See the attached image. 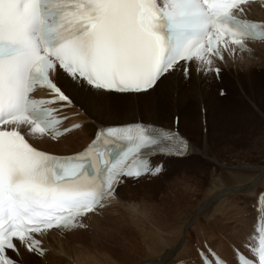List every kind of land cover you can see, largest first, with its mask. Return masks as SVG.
Here are the masks:
<instances>
[{
	"label": "snow or ice",
	"instance_id": "6c2138e0",
	"mask_svg": "<svg viewBox=\"0 0 264 264\" xmlns=\"http://www.w3.org/2000/svg\"><path fill=\"white\" fill-rule=\"evenodd\" d=\"M246 2L0 0V264H19L8 253L19 255L21 248L42 256L37 235L75 227L78 216L94 211L132 176L126 161L141 149L161 145L164 151L161 141L178 144V154L185 147L177 133L122 126L98 130L82 153L57 157L38 150L17 128L50 133L58 121L46 105H71L73 91H147L182 61L188 78V62L219 55L230 38L241 45L246 36H264V24L236 18ZM37 86L50 89L53 99L32 98ZM105 133L111 143L127 142L115 158L104 159L110 152ZM210 255L201 250L203 264H213ZM258 264H264V242Z\"/></svg>",
	"mask_w": 264,
	"mask_h": 264
},
{
	"label": "bare ground",
	"instance_id": "6f19581e",
	"mask_svg": "<svg viewBox=\"0 0 264 264\" xmlns=\"http://www.w3.org/2000/svg\"><path fill=\"white\" fill-rule=\"evenodd\" d=\"M246 9L251 18L264 20L262 3H249ZM248 44L246 51L252 55L261 51L262 48L257 51L258 46H264L259 41ZM240 54L246 57L247 53L230 47L218 58L194 59L188 62V78L184 76L182 61L176 70L166 73L156 86L143 93L73 91L70 99L74 105L69 107L70 113L75 114L72 121L83 124L81 129L60 139L32 133L26 126H20L34 145L57 154L81 150L96 127L107 124L146 122L178 129L189 123L200 131L201 137L190 141L189 152L191 158H197V163L189 172L175 176L166 189H155L158 181L140 182L144 184L136 186L126 183L118 188L117 198L109 207L86 214L75 227L38 234L36 238L42 241L44 249L42 256L21 248L19 255L11 253L14 260L19 264H174L178 261L193 264L192 242L195 247L205 241L211 245L217 243L218 249L226 254L229 251L220 236L241 244L256 214L251 204L256 207L264 190V126L259 130L261 143L254 148L259 152L255 157L249 151L217 147L213 140L219 119L214 112L217 109L219 114L225 112L220 109L225 99L219 86L229 89L222 90L226 95L232 94L242 101L247 97L262 110L254 101L257 96L253 97L254 91L247 90L245 78L238 70ZM208 59L223 67V72L212 68ZM216 69L220 70L218 75ZM224 71L229 73L227 81L224 77L222 81ZM52 76L58 85L63 80ZM113 97L121 98L117 106L110 100ZM182 134L189 139L188 133L182 130ZM209 167L208 183L212 187L204 193ZM106 225L110 227L107 229ZM93 230L97 235L84 236L83 232ZM97 237L99 243H92L90 239Z\"/></svg>",
	"mask_w": 264,
	"mask_h": 264
},
{
	"label": "rangeland",
	"instance_id": "374dc122",
	"mask_svg": "<svg viewBox=\"0 0 264 264\" xmlns=\"http://www.w3.org/2000/svg\"><path fill=\"white\" fill-rule=\"evenodd\" d=\"M263 47L264 46H258L257 47V49H258V50L256 49L257 51H259L261 48L263 49V51H262V49L259 52L256 51L257 54H255V53H254V55H252V53L246 54L247 58L243 54H240L239 59L241 58L240 59L241 64H240V67L238 69L240 71V73L242 74V77L245 78V79L244 78L243 79H244V84L246 85L247 90H249L250 92L254 91L252 93L253 97L257 96L254 99V101L262 109V110L260 109L261 112L259 111V109H257L258 107L256 108V106L252 103V101L249 98L244 97V100L242 101L240 97L234 96L232 94L226 95V91H222V90H224V89L229 90V89L226 86L224 88L219 86L218 88L221 91L220 95H221V97H223L225 99V101H224L225 104H222L220 109L222 111H225V112L219 114L218 109H217V111L214 112V115H216L219 119H218L217 124L214 127V130L216 132L215 133L212 132L213 137H214L213 140L215 141V145L217 147H224V148H227L229 150L235 149V150H239V151H249L251 153V155L254 157L258 156V154H259V152L254 148L260 146L261 142L259 141V138H258L259 137V130H261L264 126V48ZM262 53H263V55L261 56ZM259 54L262 58L261 57L259 58ZM250 59H252V60H250ZM212 65H211L212 68H214V67L220 68V70L223 72V70H222L223 67L215 66V64H213V63H212ZM228 66H230V64ZM214 72L216 73V71H214ZM223 75L224 76H222V81L224 78L226 81L229 80V78H228L229 73L227 71H224ZM245 80H247V83ZM217 82L219 84L222 83L219 80H217ZM140 98L146 99V97H140ZM110 100H111L112 104L117 106L118 105L117 103L120 102L121 98L120 97H113ZM178 130L181 132L183 130V132L188 133V137H189L190 141L200 139V137H201L200 131L197 128H195L194 126H192V124H189V123L180 125ZM261 161H263V160L261 159ZM191 165H190V167H188L186 169L185 172H187V171L189 172V170L192 169L193 164H191ZM210 171H211V167H209V170L207 171L208 173L206 174V179H208L207 183L211 179ZM183 172L181 174H183ZM173 181H175L174 178H170V179H168V181L167 180H160L156 184L158 186V188H155V189H166V186H168L169 183H171ZM144 183H135L134 182V183H128V184L136 186V185H142ZM156 185H153V186H156ZM211 187H212L211 183L210 184L208 183V186H204L203 187L205 190L204 193H207ZM125 190L127 191L126 188H125ZM125 190H124V192H126ZM125 195H127V194H125ZM201 196L202 195L200 194V197ZM109 227L110 226H107V225L105 226V228H107V229ZM83 234L87 238L92 237L94 235H97L95 230H93L91 232H83ZM90 240L92 243H94V242L99 243L98 237L97 238H91ZM220 240L223 241L227 247L228 242L226 244L225 238H222L220 236ZM191 245H192V247H194L195 244L193 245V242H192ZM193 250L195 252L194 248H193Z\"/></svg>",
	"mask_w": 264,
	"mask_h": 264
}]
</instances>
